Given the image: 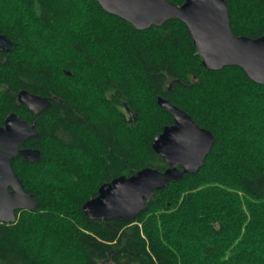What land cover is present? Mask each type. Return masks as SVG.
<instances>
[{"label": "trees", "instance_id": "trees-1", "mask_svg": "<svg viewBox=\"0 0 264 264\" xmlns=\"http://www.w3.org/2000/svg\"><path fill=\"white\" fill-rule=\"evenodd\" d=\"M224 1L234 34L264 36V0ZM0 34V126L35 119L25 146L41 153L13 160L39 204L0 223V264H264V85L205 68L180 20L138 30L94 0H0ZM22 90L50 106L34 115ZM159 97L214 135L203 167L134 220L90 219L102 184L168 167L152 149L173 123Z\"/></svg>", "mask_w": 264, "mask_h": 264}, {"label": "water", "instance_id": "water-1", "mask_svg": "<svg viewBox=\"0 0 264 264\" xmlns=\"http://www.w3.org/2000/svg\"><path fill=\"white\" fill-rule=\"evenodd\" d=\"M94 1L138 30L180 20L205 68L239 67L249 79L264 85V36L252 39L234 34L224 0H184L180 6L169 0ZM11 46L12 41L0 34V52H8ZM17 100L34 115L50 106L48 98L25 90L18 93ZM157 104L173 118V123L164 126L152 141L153 151L168 167L163 171L144 168L102 184L97 195L83 205L90 219L134 220L147 209L156 191L203 167L215 143L212 132L198 126L189 114L167 100L159 97ZM38 136L36 120L29 123L14 112L7 114L0 126V223H14L17 211H34L38 207V201L24 189L12 166L18 157L32 163L41 160L40 150L25 147L28 140Z\"/></svg>", "mask_w": 264, "mask_h": 264}, {"label": "bare ground", "instance_id": "bare-ground-1", "mask_svg": "<svg viewBox=\"0 0 264 264\" xmlns=\"http://www.w3.org/2000/svg\"><path fill=\"white\" fill-rule=\"evenodd\" d=\"M47 98V97H46ZM50 100V99H49ZM25 147H27V146H25ZM32 148V147H31Z\"/></svg>", "mask_w": 264, "mask_h": 264}]
</instances>
